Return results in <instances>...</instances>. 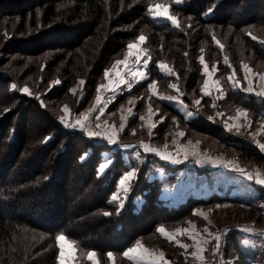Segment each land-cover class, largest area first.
<instances>
[{
	"label": "trees",
	"instance_id": "obj_1",
	"mask_svg": "<svg viewBox=\"0 0 264 264\" xmlns=\"http://www.w3.org/2000/svg\"><path fill=\"white\" fill-rule=\"evenodd\" d=\"M174 1L0 0V264H58L61 234L74 242L78 254L95 251L100 262L109 252L120 260L121 252L140 239L162 248L175 264H187L158 234L160 224L182 222L195 206L225 201L245 205L256 214V225L264 218L254 202L217 194L168 205L159 197L160 182L147 179V162L138 168L121 207L111 196L125 167L122 160L115 157L98 175L105 143L62 123V103L73 114L80 112L105 69L139 35L146 38L149 79L175 82L188 104L203 82L201 56L216 63L219 75L229 66L238 73V59L264 66V0ZM155 3L169 5L180 27L153 19L148 8ZM159 63L172 74L161 73ZM54 76L59 83L43 92ZM78 79L84 80L82 98L69 91ZM200 98L205 111L190 121L160 106L188 128L212 131L205 119L212 110L208 99ZM225 99L253 118L264 113V101L242 91L229 89ZM226 142L242 161L263 160L235 138ZM251 263V256L239 251L238 264Z\"/></svg>",
	"mask_w": 264,
	"mask_h": 264
},
{
	"label": "rangeland",
	"instance_id": "obj_2",
	"mask_svg": "<svg viewBox=\"0 0 264 264\" xmlns=\"http://www.w3.org/2000/svg\"><path fill=\"white\" fill-rule=\"evenodd\" d=\"M155 4L169 6L163 3ZM169 12L176 16L170 11V6ZM151 16L160 23H171L164 17H154L152 14ZM140 36L129 42L120 56L105 69L103 79L97 84L93 95L80 112L73 114L66 105L67 103H62L60 116L65 118L62 123L66 127L81 129L95 142L105 143L106 147L101 151V161L97 167L98 175H103L108 170L115 157L122 160L125 167L123 169L122 166L123 172L117 180L111 199L113 195H117L119 198L112 200L118 205L126 204L132 182L138 175V168L147 162V179L160 182L159 197L168 205L177 206L189 197L208 198L212 194H217L238 199L244 203L254 202L264 216V184L259 183L256 177V173L259 172L261 178H264V151L259 147L260 144H264V113H261V117L253 118V113L246 108L234 102L225 103V96L229 89L242 91L246 96L252 95L264 101V95L260 94L264 92V80L260 79V76L264 75V66L260 62L251 64L247 59H238L240 62L238 73L235 67L229 66L228 68L227 66L228 72L226 70L219 75L216 63H209L204 59L209 70L211 71L214 66L216 71L209 77L202 64L204 78L199 95L192 97L191 103L188 104L183 100L182 92L177 86L170 87V85H176L175 82L164 83L165 80H162L163 84H161L156 79H149L150 56L144 46L145 42L138 41ZM129 44H135L136 47L131 49L133 54L128 57L127 65L117 64V61L125 60L126 54L130 51ZM160 64L164 63L158 64L161 73L168 75L160 68ZM245 64L251 72L244 68ZM106 72L109 73L107 77ZM132 72H143L145 77L143 79L138 76L133 77ZM121 76L128 83H119ZM55 81H59L56 76L48 81L42 91L46 92L49 87L56 84ZM81 81L84 82L83 79H78L69 86V91L78 98H82L84 94V83L81 84ZM153 81L157 83L156 94H153L148 87ZM206 81L210 95L204 92ZM216 81H219L218 85ZM101 85L105 87L101 88ZM250 86L252 91L247 90ZM189 94L192 96L191 93ZM200 95L208 99V107L212 110L210 115H205L206 121L211 123L212 131L200 132L195 128H188L160 106L161 103L165 104L177 111L183 117L182 121H190L197 117L199 111H205ZM98 96L100 103H97ZM162 96L176 97V99H161ZM196 101H199V104ZM65 106L69 109L68 113L63 111ZM174 106L176 108H173ZM149 107L152 109L151 113ZM237 109L246 111L247 119L244 117L239 120L230 119L236 115ZM85 115H87L86 120ZM192 115L195 117L189 119ZM77 120L83 123V127L76 124ZM121 124L124 125L123 129L120 128ZM153 124L155 127L152 126ZM69 125L75 126L70 127ZM226 125H240V127L237 130L233 126L229 130ZM89 133H100V135H89ZM113 133H115V143L107 139ZM230 138H235L243 147L254 148L263 160L258 163L242 161L237 152L227 144L226 141ZM145 146L153 151L146 150ZM104 164L108 166L101 172L100 168ZM128 173H133V178L127 182L125 186L127 191H125L120 185V180ZM249 174H252V179L248 178ZM133 200L140 206L141 198L136 197ZM246 209L245 205L231 204L226 201L195 206L184 221L167 226L160 224L157 227V229L163 227L169 233H175L177 229H188L187 233L177 235L175 240H169L157 232L166 240L172 251L182 257V261L187 264H238L239 251L251 256V264H264V218H259V224L256 225L254 222L256 214L248 213ZM246 229H251V231H246ZM217 236L220 238L219 241L216 240ZM138 241L149 252L157 255L161 252L164 254L163 261L145 258L142 264H175L166 256L162 248L154 244L147 245L140 239L121 253L123 254L128 248L136 245ZM70 242L68 239L62 242L65 264H93L87 259L86 254L95 251H88L82 255L78 254L75 246L74 259H70L73 253ZM60 243L58 242V264H60ZM182 244H187L189 247H181ZM217 244H219L218 248ZM198 249L203 250V260L193 255L198 252ZM122 254L120 260L113 254L114 264H134V261L128 260ZM96 258L99 260L97 254ZM99 264H113V261L107 256L105 261L100 262L99 260Z\"/></svg>",
	"mask_w": 264,
	"mask_h": 264
},
{
	"label": "snow or ice",
	"instance_id": "obj_3",
	"mask_svg": "<svg viewBox=\"0 0 264 264\" xmlns=\"http://www.w3.org/2000/svg\"><path fill=\"white\" fill-rule=\"evenodd\" d=\"M175 2L176 3H180L181 0H175ZM148 11L154 17H164L167 20L171 21V23L174 26H176L177 28L180 27V23H179L177 17L170 14V12H169V6L162 5V4H155V5L150 6L148 8ZM248 35H250L251 38L254 39V40L257 39V37L255 35H252V33H248ZM214 39H215V37H214ZM145 40H146V38L143 35H141L140 37H138V41L140 43L145 42ZM216 43L218 44L219 47H221V49H223V44H221L219 40H217ZM261 43H264V41H261ZM134 47H136L135 44H129L128 45V48H129L130 51H129L128 54H126L125 60L124 61H117V64L123 63V64L127 65L128 57L133 54L131 52V49H133ZM137 59H139V57H137ZM200 62H201V64L204 65V71H205V73H207V75L209 77H211L212 74H213V72L216 71V68L213 66V68L210 71L209 70V66L205 62L203 56L200 57ZM227 62H228L227 61V57H225V63H227ZM160 68L162 70L166 71L167 74H169V75L172 74V69L171 68H168L167 65L160 64ZM244 68L248 72H251V69L248 67V65L245 64L244 65ZM108 75H109V73L106 72L105 73V76L107 77ZM132 76L133 77H137L138 76L140 79H143L145 77V74L143 72H132ZM229 79H231V77H229ZM260 79L261 80H264V75H261L260 76ZM55 83H59V81H55ZM83 83L84 82L81 81V84H83ZM119 83L126 84L128 82L123 78V76H121ZM215 83H216V85H218L219 84V81H216ZM13 87H15V85H13ZM103 87H105V86L104 85H101V88H103ZM148 87L152 91L153 94H156V92H157V83L155 81H153L151 84H149ZM170 87L175 88L176 85H170ZM208 87H209V85H208V82L206 81L205 84H204V92H205L206 95H210V93L207 91ZM247 90L248 91H252L251 86ZM23 91L29 92V89L28 88H24ZM260 94L264 95V92H261ZM160 98L161 99H168V100H175L176 99V97H170V96L169 97L162 96ZM97 103H100V97L99 96L97 97ZM196 103L199 104V101H196ZM63 111L65 113H68L69 112V109L67 108V106L64 107ZM151 111H152V109H151V107H149V112L151 113ZM101 112H102V109H101ZM241 117H244L245 119H247V113L243 109H237L236 110V115L234 117H230V119L239 120ZM64 119H65L64 117H61V120L62 121ZM84 119L85 120L87 119V115L84 116ZM76 124H79L81 127H83V123L80 120H77L76 121ZM69 126L70 127H74L75 125H69ZM152 126L155 127L154 124ZM233 126H235L237 128V130L240 127V125H226V127H228L229 130H231V128ZM97 127H99V125H97ZM123 127H124V125L121 124L120 125V128L123 129ZM89 135H100V133H89ZM114 137H115V133H113V135H111V136H108L107 139H109L110 142L115 143L116 141H115V138ZM259 147L261 148L262 151H264V144H260ZM145 148L148 151H153V149H149L147 146H145ZM165 158H167V156H165ZM197 162H199V161H197ZM107 166H108L107 164L102 165L101 168H100V171L103 172L104 169ZM256 177L258 178L259 183L264 184V178H261L259 172L256 173ZM132 178H133V173H128L127 175H125L120 180V185L122 187H124V190L125 191H127V188L125 187L126 184H127V182L130 181ZM248 178L249 179H252L253 178L252 174H249L248 175ZM118 198L119 197L117 195H113V197H112L113 200H117ZM120 206L123 207V203H121ZM104 215H110V213L105 212ZM205 219H207V216H205ZM194 228H195V226L193 225V229ZM205 230L207 231V229H205ZM157 231L159 233H161L162 235H164L167 239H169V240H175L177 235H182V234L187 233L188 232V229H177L175 233H169V232L166 231L165 228L160 227V228L157 229ZM246 231H251V229H246ZM219 239L220 238L217 236L216 237V240L219 241ZM56 240L58 242H61L60 243V248H61V252H60V264H65V260H64L65 254H64V251H63L64 244L62 242L63 241H66L67 240V237L64 236L63 234H61V235H59V236L56 237ZM177 243H179V241H177ZM70 247H72V249H73V253L70 256V259H74V253H75L74 242H70ZM181 247L188 248L189 246L187 244H182ZM218 247H219V244H217V248ZM202 251H203L202 249H198V252L197 253H193V255L196 256L198 259L203 260ZM122 255H123V257L127 258L128 260L134 261V264H142V262L145 260V258H151L153 261H163L164 260V254L162 252L159 253L158 255L155 254V253L149 252V250L146 249V248H144L143 245L140 244L139 241L136 243V245H134L133 247H130L126 251H124ZM107 256H108V259L111 260V261H113V264H114L115 257L113 255V253L109 252V253H107ZM86 257H87L88 260L92 261L93 264H99V260H97L96 253L95 252H88L86 254Z\"/></svg>",
	"mask_w": 264,
	"mask_h": 264
},
{
	"label": "crops",
	"instance_id": "obj_4",
	"mask_svg": "<svg viewBox=\"0 0 264 264\" xmlns=\"http://www.w3.org/2000/svg\"><path fill=\"white\" fill-rule=\"evenodd\" d=\"M165 101H167V100H165ZM173 108H176L175 106L173 107ZM195 115V114H194ZM194 115H192L189 119H191V118H193V117H195ZM184 116L186 117V115L184 114Z\"/></svg>",
	"mask_w": 264,
	"mask_h": 264
}]
</instances>
